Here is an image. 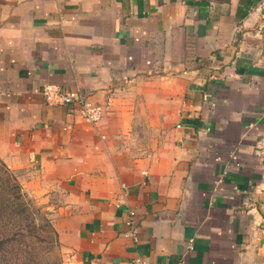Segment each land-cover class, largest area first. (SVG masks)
<instances>
[{
	"label": "crops",
	"instance_id": "obj_1",
	"mask_svg": "<svg viewBox=\"0 0 264 264\" xmlns=\"http://www.w3.org/2000/svg\"><path fill=\"white\" fill-rule=\"evenodd\" d=\"M0 158L64 264H264V0H0Z\"/></svg>",
	"mask_w": 264,
	"mask_h": 264
},
{
	"label": "trees",
	"instance_id": "obj_2",
	"mask_svg": "<svg viewBox=\"0 0 264 264\" xmlns=\"http://www.w3.org/2000/svg\"><path fill=\"white\" fill-rule=\"evenodd\" d=\"M13 173L0 158V261L3 264H64L59 251L61 242L58 232L52 220L44 217L38 207L35 212L40 215L42 222L37 225L34 236L44 232L45 236L40 234V238L42 242L45 241L43 245L31 242L32 228L29 221L33 204L22 186L15 182ZM49 239L51 244L48 243ZM38 247L43 255L35 261L33 256Z\"/></svg>",
	"mask_w": 264,
	"mask_h": 264
},
{
	"label": "built area",
	"instance_id": "obj_3",
	"mask_svg": "<svg viewBox=\"0 0 264 264\" xmlns=\"http://www.w3.org/2000/svg\"><path fill=\"white\" fill-rule=\"evenodd\" d=\"M43 94L50 105H78L81 116L88 122L96 123L106 114V108L100 103L89 100L80 91H66L57 84L48 83L43 87ZM134 212H132L133 214ZM126 264H158L144 256H137Z\"/></svg>",
	"mask_w": 264,
	"mask_h": 264
},
{
	"label": "rangeland",
	"instance_id": "obj_4",
	"mask_svg": "<svg viewBox=\"0 0 264 264\" xmlns=\"http://www.w3.org/2000/svg\"><path fill=\"white\" fill-rule=\"evenodd\" d=\"M137 147H142L144 144H133V146H136ZM13 176L15 177V182H17L18 184H20V186H22V190L26 193L28 199H30L32 201V204L33 206L30 208L31 210V216H30V221L29 223H31V228H32V234L30 236V240L31 242H36L37 245H43L44 244V241L42 242L41 241V238H40V234H42L43 236H45V233H39V234H36V237L34 236L35 232H37V225L39 223H41V217L40 215H38L35 211H36V207L40 208L41 211H42V215L45 217H47L48 219H51V214H50V209L49 207H47L48 203V199L47 197H44V196H38V195H35L32 191L28 190L24 184V177L23 176H20L18 174H16L15 172L13 173ZM35 207V208H33ZM28 224V223H27ZM36 225V229L34 228V226ZM34 236V237H33ZM60 240V239H59ZM48 243L51 244V241L50 239L48 240ZM46 244L49 246V244ZM59 251H60V254L62 255L63 259H64V250H63V247L62 245L60 246L59 248ZM42 255L43 253L41 252V248H37L36 250V255H34V260L35 261H38L40 258H42ZM0 264H3L2 261H0Z\"/></svg>",
	"mask_w": 264,
	"mask_h": 264
}]
</instances>
